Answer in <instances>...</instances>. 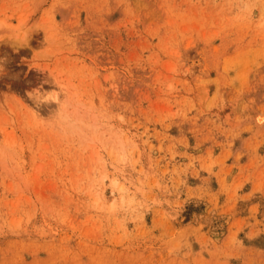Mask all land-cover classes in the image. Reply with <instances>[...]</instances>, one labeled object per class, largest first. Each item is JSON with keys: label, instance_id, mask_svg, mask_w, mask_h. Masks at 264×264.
Segmentation results:
<instances>
[{"label": "rangeland", "instance_id": "obj_1", "mask_svg": "<svg viewBox=\"0 0 264 264\" xmlns=\"http://www.w3.org/2000/svg\"><path fill=\"white\" fill-rule=\"evenodd\" d=\"M257 117L264 0H0V264H264Z\"/></svg>", "mask_w": 264, "mask_h": 264}, {"label": "bare ground", "instance_id": "obj_2", "mask_svg": "<svg viewBox=\"0 0 264 264\" xmlns=\"http://www.w3.org/2000/svg\"><path fill=\"white\" fill-rule=\"evenodd\" d=\"M21 25V24H20ZM13 33H15V35H17V31H12ZM11 33V32H10ZM13 33H11V34H13ZM25 37V36H24ZM23 37V38H24ZM22 38V37H21ZM19 39V38H18ZM26 42V41H25ZM51 93H53V92H50V94ZM49 96H51V95H49ZM54 97H56L57 98V95L55 94V96ZM55 98V99H56ZM257 113V112H256ZM257 116H258V114H256ZM68 116V115H67ZM262 116V115H261ZM66 118H68V117H66ZM75 118V117H74ZM258 119H261L260 120V122L261 121H263L264 120V117H257ZM257 118H256V120H257ZM76 119V118H75ZM75 119H72V120H75ZM255 119V118H254ZM70 121V127L71 128H73V127H75L76 126V130L78 131V133H82L83 135H84V137H86L87 136V134L90 132V130H91V128H89L84 122H81L80 120H78L80 123H78V121H77V119H76V122H74V126H72L73 124H71V120H69ZM257 122H259V121H257ZM82 123V124H81ZM87 123V122H86ZM87 129H90V130H87ZM95 131H96V129L94 130L93 129V133H95ZM91 133V132H90Z\"/></svg>", "mask_w": 264, "mask_h": 264}]
</instances>
